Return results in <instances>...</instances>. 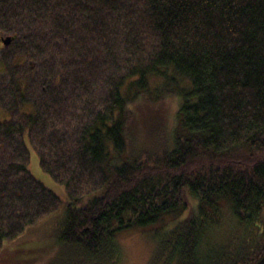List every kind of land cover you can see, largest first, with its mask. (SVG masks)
<instances>
[{"label": "trees", "instance_id": "16d2710c", "mask_svg": "<svg viewBox=\"0 0 264 264\" xmlns=\"http://www.w3.org/2000/svg\"><path fill=\"white\" fill-rule=\"evenodd\" d=\"M0 42V264L63 204L32 153L61 264L185 210L156 263L264 264V0H0Z\"/></svg>", "mask_w": 264, "mask_h": 264}, {"label": "rangeland", "instance_id": "374dc122", "mask_svg": "<svg viewBox=\"0 0 264 264\" xmlns=\"http://www.w3.org/2000/svg\"><path fill=\"white\" fill-rule=\"evenodd\" d=\"M175 109L173 106V108H161L154 112L159 111L158 116L161 114V117H166L164 111H167L170 113V116L168 115L166 119H172V116L175 115ZM154 112L151 114H154ZM30 168L38 180L60 195L63 199V204L57 213L51 215L42 223L26 229L23 239L19 243V247L23 250L20 257L25 260L22 264H61L66 259V256L59 254L54 233L64 213L65 202L67 200L66 189L63 184L56 181L42 168L37 153H32L31 155ZM187 214L188 210H185L178 217L168 216L164 222L157 223L154 226L121 231L118 234V241L122 247L120 264H159L155 261L154 249L156 242L153 236V229L155 227H163L165 224L166 226H172L175 220L183 218ZM41 257L43 259L40 262L33 263L34 258L38 259Z\"/></svg>", "mask_w": 264, "mask_h": 264}, {"label": "water", "instance_id": "95a60500", "mask_svg": "<svg viewBox=\"0 0 264 264\" xmlns=\"http://www.w3.org/2000/svg\"><path fill=\"white\" fill-rule=\"evenodd\" d=\"M11 40H12V37L11 36H6L5 38H3V42L5 44H9L11 42Z\"/></svg>", "mask_w": 264, "mask_h": 264}]
</instances>
